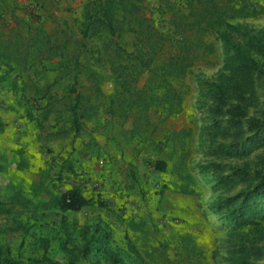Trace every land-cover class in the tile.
<instances>
[{
  "label": "rangeland",
  "instance_id": "374dc122",
  "mask_svg": "<svg viewBox=\"0 0 264 264\" xmlns=\"http://www.w3.org/2000/svg\"><path fill=\"white\" fill-rule=\"evenodd\" d=\"M250 1L264 8V0ZM9 3L11 0H0V10ZM17 3L14 14L9 10L0 17V201L8 204L15 188L35 201L48 199L39 189L42 182L38 174L17 169L15 151L21 149L27 152L32 165L42 169L47 168L45 163L51 157L56 162L70 157L76 175L54 180L55 184L60 189L78 185L88 195L92 190L98 192L97 201L104 206L95 203L76 213L33 207L0 213V261L47 254L64 263L75 256L80 264H133L132 247L147 264H228L241 245H249L262 249L263 258L255 263L264 264V224L233 230L223 225L227 223L225 211L213 213L209 209L219 197H231L243 189L241 184L219 186L216 165L225 171L223 175L245 164L251 171H259L264 166V145L243 157L211 153V146L228 145L235 139L223 136L214 127L207 93V84L222 81L227 75L223 68L225 52L232 54L233 45L264 31V14L253 21L231 22L239 26L238 32L230 33L231 45L224 46L220 40L222 33H228L226 28L206 36L216 51L210 55L201 53L179 83L184 111L159 126L156 138L167 142L162 152H157L130 137V122L111 119L105 110L86 121L83 131L75 137H48L55 131L51 127L53 116L44 130L39 128L36 117L40 114L33 104L39 96L34 95L33 87L51 84L59 74L50 73V69L79 51L83 3ZM153 3L147 5L148 15ZM153 17L157 18L156 14ZM157 21L160 31L167 32V19ZM128 42L131 49L133 42ZM102 46L101 41L90 40L84 50L81 63L85 69L77 87L80 93L90 95L93 82L86 69L100 74L99 88L106 95L111 93L108 75L95 53ZM51 49H57L58 54L53 56ZM59 83L51 93L64 98L71 80L66 77ZM143 83L142 79L140 85ZM252 105L248 113L256 117L264 106L262 77L256 78ZM65 123L66 118L60 126ZM157 159L166 161V173H158L151 166ZM51 174H55L54 169ZM183 186L195 194L181 193ZM47 189L54 191L50 186ZM83 249L84 255H78ZM113 257L119 262L114 263Z\"/></svg>",
  "mask_w": 264,
  "mask_h": 264
},
{
  "label": "trees",
  "instance_id": "16d2710c",
  "mask_svg": "<svg viewBox=\"0 0 264 264\" xmlns=\"http://www.w3.org/2000/svg\"><path fill=\"white\" fill-rule=\"evenodd\" d=\"M39 4L43 0H29ZM153 3L150 15L147 5ZM81 6V42L79 51L71 59L59 62L50 69L57 73L51 84L42 88L34 85L33 104L39 110L37 125L45 129L46 122L52 120L55 130L47 136L60 139L68 135L77 136L84 129L85 122L97 117L105 110L111 119L130 122V137L139 143L162 152L164 142L156 138L159 126L168 119L179 116L184 111L183 92L179 83L200 58L201 53L214 54L216 48L206 40V36L216 29L226 28L220 40L231 45L232 32H238L239 26L231 22L257 20L264 14V8H257L250 0H82ZM0 17L7 11L18 7L17 0L5 5ZM148 13V14H147ZM156 14L157 18L153 17ZM158 18L167 19L169 29L162 32L158 28ZM90 40L103 43L96 49L98 61L104 74L108 75L111 93L106 95L99 88V75L92 69H86L92 87L90 95L77 91L79 77L85 67L81 63L84 50ZM132 41L131 49L128 41ZM169 45L168 52H165ZM232 54L225 52L224 80L207 84V93L211 104L208 113L214 119V127L225 137L235 139L228 145L211 146V153L226 158L247 156L260 145H264V106L258 116L250 117L248 110L253 105L256 78H264V31L248 36L243 43L232 46ZM53 56L58 50H49ZM62 60V59H61ZM14 69L13 67H10ZM69 78L71 83L64 98H58L51 92L60 80ZM144 83L140 85V82ZM93 94V95H92ZM66 118V125L60 126ZM3 127L0 121V129ZM17 169L38 174L41 179L39 189L48 199L35 201L27 197L19 188H15L8 198V204L0 201V213L9 214L13 209L28 210L31 207L51 212L76 213L99 202V193L92 190L86 194L82 187L72 186L60 189L54 180L64 176H75L76 172L70 157L46 161L47 168L32 165L26 151H15ZM158 173H166L165 160L157 159L151 165ZM219 186L243 185L236 195L214 200L209 209L213 213L225 211L224 226L239 230L251 225L264 224V166L259 171H251L248 164L230 169L226 175L216 165ZM54 167V168H53ZM55 174H51V170ZM48 186L54 191L47 189ZM38 189V190H39ZM183 194L195 192L183 186ZM37 190V192H38ZM36 192V193H37ZM95 194V195H94ZM59 220L61 216L55 214ZM229 226H228V225ZM133 264H147L145 260L129 247ZM86 249L78 255H84ZM228 264H256L263 258L262 249L241 245ZM114 258V263L119 260ZM78 257H71L65 263L57 261L47 254L24 260L5 259L0 264H80Z\"/></svg>",
  "mask_w": 264,
  "mask_h": 264
}]
</instances>
